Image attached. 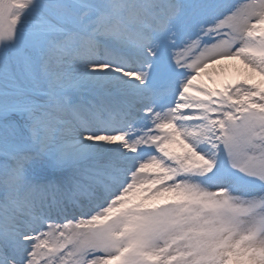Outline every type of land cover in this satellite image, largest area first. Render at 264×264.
Instances as JSON below:
<instances>
[{
    "label": "snow or ice",
    "instance_id": "1",
    "mask_svg": "<svg viewBox=\"0 0 264 264\" xmlns=\"http://www.w3.org/2000/svg\"><path fill=\"white\" fill-rule=\"evenodd\" d=\"M0 264H264V0H0Z\"/></svg>",
    "mask_w": 264,
    "mask_h": 264
},
{
    "label": "bare ground",
    "instance_id": "2",
    "mask_svg": "<svg viewBox=\"0 0 264 264\" xmlns=\"http://www.w3.org/2000/svg\"><path fill=\"white\" fill-rule=\"evenodd\" d=\"M224 61L222 62L221 65H219V69L220 71L218 72L219 76L217 80L220 81V84L223 83L225 81V76H227L228 74L233 75L234 73H239L244 69V65L242 63V61L240 60L239 62L234 60V62H232L231 58H226L223 59ZM224 76H223V75ZM257 79H259V77H257ZM211 86L216 87L217 85L214 83H211Z\"/></svg>",
    "mask_w": 264,
    "mask_h": 264
},
{
    "label": "rangeland",
    "instance_id": "3",
    "mask_svg": "<svg viewBox=\"0 0 264 264\" xmlns=\"http://www.w3.org/2000/svg\"><path fill=\"white\" fill-rule=\"evenodd\" d=\"M231 60H232V62H234V60H235V62L236 61H238V62L240 61V59H238V58H231ZM223 61L224 60H219L215 64H210L208 66V68L204 72H202L201 74L208 75L211 80H217L218 77L221 76V75H219L218 72L221 69V68L219 69V67H220L219 65H221ZM239 74H240V72L239 73H234L233 75L228 74L227 76L236 78Z\"/></svg>",
    "mask_w": 264,
    "mask_h": 264
}]
</instances>
